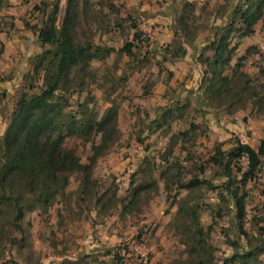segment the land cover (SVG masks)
Here are the masks:
<instances>
[{
	"label": "rangeland",
	"instance_id": "1",
	"mask_svg": "<svg viewBox=\"0 0 264 264\" xmlns=\"http://www.w3.org/2000/svg\"><path fill=\"white\" fill-rule=\"evenodd\" d=\"M137 1L87 0L85 5V0H80L75 42L81 46L91 43L99 51L82 74L73 71L70 94H67L69 104L64 112L78 120L84 117L93 122L101 121L111 110L113 120L107 134L96 130L85 137L66 133L63 148L75 154L83 165L91 164L95 147L102 148L90 173L91 182L97 186L84 192L83 176L72 175L65 195L47 214L38 210L26 215L22 225L24 235L6 226L0 237V264H63L85 256H90L88 264L185 261V246L179 241L175 217L178 201L188 193L174 184V169L165 175L178 163L182 166L183 182L197 176L211 184V189L203 186L196 190L191 199L200 206L207 242L219 260L232 256L233 249L227 245V239L239 237L240 225L248 236H264L261 235L264 165L256 180L248 182L240 191L245 195V215L240 222L224 191L228 182L224 170L209 164L216 148L228 152L237 140L258 149L264 139V109L257 110L249 103L245 110L230 115L224 109L205 105L203 88L207 67L198 61L203 53L206 57L213 55L202 49L221 34L241 0H200L190 30L176 20L182 11L181 4L174 5V16L163 25L152 20L155 17L152 8L157 3L164 5L165 0H141L140 4ZM67 2L1 0L0 10L23 16L24 24L39 29L58 6L57 26L60 27ZM132 20L144 35L142 41L147 38L148 42L135 44L129 56L122 50L127 43H133L136 29L132 27ZM159 27L161 30L156 31ZM165 29L172 37L161 43ZM157 32L160 37L154 35ZM175 33L178 36L173 37ZM187 34L192 43L184 45L186 56L170 59L175 53L173 44L183 42ZM231 43L235 52L223 74L232 77L241 66L238 72H244L252 86L264 85V16L253 35L240 39L233 34ZM39 47L33 56L44 51ZM185 60L189 62L187 67ZM30 71L29 60L26 73L17 83L19 87L10 95L0 89V138L22 93L23 77ZM5 78L3 74L0 81ZM64 121L67 123L68 117ZM239 163L242 170L247 169L246 159ZM234 176L238 180L241 177L236 169ZM140 186H146V190L136 198L132 210L125 208L131 194ZM208 205L213 208L208 209ZM12 237L16 243L10 244ZM110 252L118 253L117 258L107 255ZM259 264H264L263 254Z\"/></svg>",
	"mask_w": 264,
	"mask_h": 264
},
{
	"label": "trees",
	"instance_id": "2",
	"mask_svg": "<svg viewBox=\"0 0 264 264\" xmlns=\"http://www.w3.org/2000/svg\"><path fill=\"white\" fill-rule=\"evenodd\" d=\"M79 3L80 0H68L60 27L57 26L58 6H55L50 18L41 28L25 24V27L38 37L44 51L30 59L32 71L23 77L22 93L13 106L10 122L0 138V222H5L4 225L0 223V237L6 231V226L24 235L22 225L26 215L38 210L47 214L58 199L65 195L72 175L83 176L84 192H90L97 186L91 182L90 173L92 164L101 154L102 148H94L96 155L91 159L90 165H83L75 154L66 152L63 148L66 133L85 137L96 130L97 133L107 134V128L113 120L111 110L101 121L93 122L84 117L83 120H78L76 116L66 115L64 112L69 104L67 94H70L73 71L78 70L77 74H82L99 51L91 43L81 46L75 42L74 31ZM181 7L182 11L178 13L176 20L182 23L186 30H190V22L192 23L195 16L197 4L183 1ZM263 16L264 0H241L233 9L229 23L221 34H217L215 39L202 49L204 52L213 53L211 57H206L203 53L198 58V61L207 67L203 88L205 105L224 109L230 115L245 110L249 103L257 110L264 109V85L252 86L248 76L244 72H238L241 66H238L232 77L223 74L235 52L231 43L232 35L236 34L240 39L250 37ZM132 21V27L136 29L133 43H127L122 50L129 56H132L135 44L148 42L147 38L142 41L144 35L139 25ZM177 34L175 33L176 36ZM186 43H192L188 34L183 42L173 44L175 53L169 58H184L187 54L184 46ZM36 90L39 91L32 93ZM65 117H68L67 123L64 121ZM185 135L187 133L183 136ZM242 159L248 162L246 170L240 167L239 162ZM263 159L264 140L260 142L258 149L237 140L228 152H224L220 147L216 148L214 156L209 160L213 167L224 170V177L228 181L224 191L228 194L231 205L235 207L240 222L245 215V195L240 191L248 182L256 180L257 174L263 168ZM171 169H174V184L188 193L178 201L175 217L179 241L185 246L187 257L178 264H259L261 255H264V236H248L242 225L239 226V237L236 240L230 237L227 239V245L233 249L232 256L222 260L216 257L215 249L207 242V232L200 220V206L193 204L191 199L196 190L203 186L211 189V184L197 176L183 182L182 166L179 163L169 168L166 176ZM235 169L241 175L239 180L233 177ZM200 171L204 172V169L200 168ZM145 187L140 186L131 194V200L125 208L133 209L136 198L146 190ZM166 188L169 189L168 186ZM207 207L213 208L212 205ZM261 235H264L263 230ZM242 238L246 242L245 245ZM254 241L259 244L255 245ZM12 243H16L13 237L10 238V244ZM107 255L117 258L118 253L110 252ZM89 257H81L78 261L63 264H88Z\"/></svg>",
	"mask_w": 264,
	"mask_h": 264
},
{
	"label": "crops",
	"instance_id": "3",
	"mask_svg": "<svg viewBox=\"0 0 264 264\" xmlns=\"http://www.w3.org/2000/svg\"><path fill=\"white\" fill-rule=\"evenodd\" d=\"M140 1L141 0H138L137 2L140 4ZM165 1L166 3H164V5L157 3L152 8V12L154 13L153 16H155L152 20L158 21L163 25H167L168 19L174 16V5L176 3L181 4V2L187 1L197 4L200 2V0ZM143 9H145V6ZM23 19V16H13L11 12L8 13L0 10V45L2 48V51H0V76L2 77L3 74L6 75L5 80L3 82L0 81V89L2 92L6 91L8 95L12 93L14 88L19 87L17 83L19 84L22 75L26 73L30 58L40 49L38 37L25 27ZM164 20H166V22H164ZM157 30H161V28L159 27L156 31ZM156 34L160 37L158 32L154 35ZM162 34H164L161 36L163 39L161 40L159 38L161 43H165L172 37L168 29H165V32ZM173 37H175V34ZM171 63L172 62H170V64ZM183 63L184 66L187 67L189 62L185 60ZM171 72H173L172 68ZM14 84H16V87H14Z\"/></svg>",
	"mask_w": 264,
	"mask_h": 264
}]
</instances>
